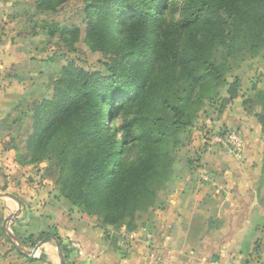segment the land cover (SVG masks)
I'll return each instance as SVG.
<instances>
[{
	"label": "trees",
	"instance_id": "obj_1",
	"mask_svg": "<svg viewBox=\"0 0 264 264\" xmlns=\"http://www.w3.org/2000/svg\"><path fill=\"white\" fill-rule=\"evenodd\" d=\"M53 1L36 0L35 6L52 11ZM169 6L168 0L86 3L85 42L108 56L101 63L105 74L69 64L54 101L32 108L33 129L25 140L30 163L54 161L60 196L103 227L140 226L169 186L168 138L188 125L186 108L224 85L238 60L255 58L264 46V0H182L171 28ZM160 85L162 112L141 123V158L127 164V139L116 141L104 121L142 106ZM47 236L60 239L48 232L39 240Z\"/></svg>",
	"mask_w": 264,
	"mask_h": 264
},
{
	"label": "rangeland",
	"instance_id": "obj_2",
	"mask_svg": "<svg viewBox=\"0 0 264 264\" xmlns=\"http://www.w3.org/2000/svg\"><path fill=\"white\" fill-rule=\"evenodd\" d=\"M59 1L54 0V10L47 11L37 9L36 0H0V91L12 100L1 105L9 116L7 124L12 123L4 130L17 142L14 145L22 149L28 164L31 156L25 149V140L33 129L32 108L42 101H54L57 84L65 87L64 67L72 64L87 73L105 74L101 63L108 60L94 44L85 42V8L91 0ZM168 2L165 17L171 28L178 20L182 0ZM225 80L224 85L206 92L199 103L192 102L186 108L188 125L168 138L173 175L167 189L158 193L155 208L148 213L156 214L157 219H163L165 212L172 210L170 201L180 198L174 190L180 180H188L191 188L201 191V206L196 214L204 219H245L252 211L264 219V164L252 183L254 177H247L248 169L243 166V148L232 150L225 139L237 132L243 144L244 135L237 129L236 121L240 109H244L256 116L264 159V46L255 58L238 60ZM164 95L160 85L142 106L105 119L115 140L125 137L129 143L124 155L127 164L141 158L137 140L141 123L160 115ZM41 162L49 163L55 170L54 161ZM11 167L16 165L12 163ZM242 173L249 179L248 192L238 197L234 192ZM10 201L7 197L0 199V207L2 202Z\"/></svg>",
	"mask_w": 264,
	"mask_h": 264
},
{
	"label": "crops",
	"instance_id": "obj_3",
	"mask_svg": "<svg viewBox=\"0 0 264 264\" xmlns=\"http://www.w3.org/2000/svg\"><path fill=\"white\" fill-rule=\"evenodd\" d=\"M6 97L9 94L0 91V193H12L21 205L10 199L0 207V227L4 231H0V264H60L56 242L66 264H240V250L246 264H264V219H250L254 211L245 219L198 216L201 191L191 188L188 180L176 185L174 190L180 198L170 201L172 210L166 211L163 219L150 213L134 231L103 227L94 216L84 215L60 196L53 167L47 162L28 164L22 149L14 145L17 142L5 132L6 126L12 127L1 107L11 103ZM240 110L236 127L244 135L243 166L248 169L247 177H254L253 183L264 164L260 127L256 116ZM248 182L242 173L234 192L238 197L248 192ZM8 216L12 218L5 219ZM5 227L27 250L38 245L43 233H57L60 239L47 236L51 240L28 256L12 247Z\"/></svg>",
	"mask_w": 264,
	"mask_h": 264
},
{
	"label": "water",
	"instance_id": "obj_4",
	"mask_svg": "<svg viewBox=\"0 0 264 264\" xmlns=\"http://www.w3.org/2000/svg\"><path fill=\"white\" fill-rule=\"evenodd\" d=\"M4 197L10 198V199L16 201L19 205H21L20 200H19L17 197H15L14 195H11V194H8V193L0 194V198H4ZM11 218H12V217H10L9 219H11ZM5 225H6V221H5ZM5 231H6L7 235H8V237H9V239H10V240L14 243V245L16 246V248H17L19 251L25 253V254L28 255V256H33V255L37 252L38 248H39L42 244H44V243H46V242H48V241L51 240L50 237H45V238H43V239L38 243V245H37L34 249H32V250H27V249H24V248L20 245L19 242H17V240L15 239V237L12 235V233L9 231V229H8L7 227H5ZM56 243H57V251H58V255H59V258H60V264H66V263H65V258H64L63 253H62V250H61V248H60L58 242H56Z\"/></svg>",
	"mask_w": 264,
	"mask_h": 264
},
{
	"label": "built area",
	"instance_id": "obj_5",
	"mask_svg": "<svg viewBox=\"0 0 264 264\" xmlns=\"http://www.w3.org/2000/svg\"><path fill=\"white\" fill-rule=\"evenodd\" d=\"M229 147L232 149V150H240L242 148V140L240 138V136L237 134V132H233L231 133L228 137L225 138ZM224 139V140H225ZM216 141L217 142H220V144H223L222 140L220 138H216ZM76 248H78V245H75Z\"/></svg>",
	"mask_w": 264,
	"mask_h": 264
}]
</instances>
